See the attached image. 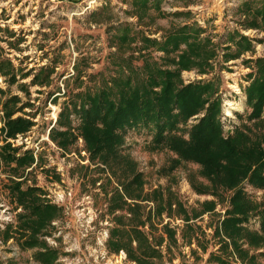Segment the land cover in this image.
<instances>
[{"label":"trees","instance_id":"16d2710c","mask_svg":"<svg viewBox=\"0 0 264 264\" xmlns=\"http://www.w3.org/2000/svg\"><path fill=\"white\" fill-rule=\"evenodd\" d=\"M124 2L128 6L125 13L134 17L139 27H149L156 18L166 15L159 6L161 0ZM107 6L105 3L98 9L102 11ZM98 9L91 11L88 18L105 23L106 46L113 48L105 57L104 70L109 74L100 73L101 79L96 85L74 86L70 96L62 102L48 136L64 151H68L79 136L89 160L107 167L109 176L102 174L100 168L79 166L82 176H87L92 185L103 180L98 186L105 202L104 214L111 221L105 242L107 251L122 250L126 260L133 264H159L160 247L174 244L176 240L175 230L160 224L161 214L179 216L183 221L181 230L188 234L193 232L188 221L212 211L214 206L213 200H203L187 210L169 187L143 190V175L120 148L123 132L143 125L151 133L152 147L167 148L175 155L170 159L168 170L180 162L199 166L198 172L208 185L189 179L195 192L216 198L220 197V192H230L223 216L212 228L216 249L208 252L205 262L258 264L264 257V193L255 200L240 183L264 190V56L244 60L246 65H251L243 88L249 111L245 121L234 125L224 136L218 120L217 75L187 83L180 76L182 70L190 69L207 73L219 63H212L217 56L215 44L207 36H201L203 29L194 22H182L162 30L160 38L156 39L127 22H112L108 19L111 16L95 20ZM236 10L243 16L242 27L264 32V0L256 6L244 0ZM170 15L184 16L187 12L172 11ZM258 41H264V36ZM222 43L221 62L235 59L253 48L250 40L235 30L227 32ZM153 51L161 54L155 58ZM73 68L78 78L80 70L76 63ZM49 72L44 70L39 75V69L32 74L29 83H44ZM0 74L6 76L8 84L15 81L11 63L1 55ZM18 101L15 95L2 101L7 137L25 132L31 125L26 118L12 117L11 107ZM26 105L21 103L17 107L21 109ZM198 113L197 120L185 128L186 120ZM74 119L77 122L72 125ZM182 133H186V137ZM0 162L15 174L31 164L32 156L28 150L16 154V148L3 143ZM52 175L58 179L54 172ZM23 181L10 178L5 183L10 200L19 205L21 211L16 214L15 223H8L2 230V239H13L20 249H32L31 257L39 264H55L58 250L47 247L41 235L50 221L59 216V208L43 199L37 187L22 186ZM112 182L119 188H107ZM196 243L204 252L205 246L198 240Z\"/></svg>","mask_w":264,"mask_h":264},{"label":"rangeland","instance_id":"374dc122","mask_svg":"<svg viewBox=\"0 0 264 264\" xmlns=\"http://www.w3.org/2000/svg\"><path fill=\"white\" fill-rule=\"evenodd\" d=\"M124 1L0 0V55L11 63L15 78L13 83L8 84L6 76L0 74V146L7 143L11 148H16V154L28 150L32 156L31 164L17 170L15 174L0 162V264H39L31 257L32 249H20L13 239L7 241L2 239V230L8 223L14 224L16 214L21 211V207L10 200L5 188V183L10 178L23 179L22 186L27 184L37 187L40 189V196L45 200H47L44 198L45 194L57 188L64 191L70 188L74 198L89 194L93 199L94 208L98 210L99 217L107 215L104 214L105 202L102 190L98 186V183L103 180L100 179L92 185L87 176H82V167H79L85 166L87 169L97 167L103 171L102 174L109 176L105 164L89 160L79 136L68 151L57 147L48 136V131L55 124L62 102L67 100L74 86L79 84L80 88H83V86L96 85L100 82V73L109 74L104 70L105 57L113 48L106 46L105 23L93 22L88 18L91 11L107 3V9L102 11L98 9V15L93 17L95 20L111 16L108 19L112 22H127L134 29L141 28L149 33L150 37L156 39L160 38L162 30L171 25L194 22L203 29L201 36H207L215 44L217 56L212 63L216 61L219 63L207 73H198L194 69L182 70L180 72L182 81L187 83L217 75V93L220 97L218 120L224 136L230 133L234 125L245 121L249 107L244 102L243 88L247 84L246 74L250 71L251 65H246L244 60L264 56V41H258L264 36V32L256 28H244L240 24L243 16L236 8L244 0H161L159 6L166 15L156 18L149 27L135 25V18L125 13L128 6ZM262 1L250 0V4L256 6ZM172 11L187 12V15L173 17L170 15ZM108 12L111 14L107 15ZM232 30L250 40L252 51L242 52L235 59L221 62L224 48L222 42L226 33ZM160 54L159 51L152 52L155 58ZM74 63L80 70L78 78L73 68ZM39 69V75L44 70L50 71L46 81L41 84H30L32 74ZM24 73L26 75L22 76L21 74ZM11 95L19 99L11 107L14 110L12 117L26 118L31 121V125L25 132L7 137L2 101ZM21 103L27 105L18 109L17 106ZM199 116L200 113L190 116L184 127L194 123ZM76 122L74 119L72 125ZM72 131L76 132L74 129ZM182 135L186 137V133ZM150 138L149 129L138 125L123 132V141L120 146L121 150L127 153L135 163L136 170L143 175V190H164L169 187L187 210L197 207L203 200L214 201L212 211L204 212L188 221L193 229V232L188 234L181 230L183 221L179 216L164 212L161 214L160 224L173 228L176 240L174 244L160 247L159 264H212L205 262L208 252L216 249L215 238L211 236L212 228L217 220L222 218L228 205L227 198L230 192H220L219 198L195 192L189 179L208 185L207 180L198 172L199 166L191 162H180L172 170H168L170 159L175 155L167 148L152 147ZM56 167H61V171L55 172ZM53 172L58 179L53 177ZM19 175L20 177H16ZM240 185L255 200H259L264 193L263 189H253L243 181ZM111 186L119 188L114 182L108 184L107 188ZM147 203L151 205L150 202ZM107 217L109 219L108 215ZM56 218L58 216L51 221ZM163 218H167L165 222ZM8 219L10 221H7ZM51 221L41 238L47 247L57 249L46 240V236L54 231ZM60 221L58 224L64 225L66 220ZM254 223L252 222L253 226ZM64 231H68L72 237L75 235L71 229L64 227ZM197 240L205 246L204 252L196 247ZM57 250L56 259L60 254L59 249ZM88 252H91L90 249L79 245L62 256L67 258L70 264L78 258L88 261V264H114L116 258L113 255H117L107 251V257L100 258L97 253L92 252L88 255ZM56 259L54 263L60 264L56 262ZM130 263L124 258L116 264ZM235 264L240 263L236 261ZM258 264H264V257L259 259Z\"/></svg>","mask_w":264,"mask_h":264},{"label":"built area","instance_id":"2783aa9c","mask_svg":"<svg viewBox=\"0 0 264 264\" xmlns=\"http://www.w3.org/2000/svg\"><path fill=\"white\" fill-rule=\"evenodd\" d=\"M60 168L56 167L55 172H60ZM44 198L47 199V202L58 207L60 211L58 218L51 221L54 231L46 236V240L60 251L59 257L56 259L57 263L70 264V261L62 254L72 251L79 245L90 249V253H97L100 258L107 257L105 242L111 222L107 215L99 217L98 210L94 208L93 199L89 194H82L74 198L70 188L66 191L57 188L52 191L49 190ZM64 219L66 220L64 225H59L60 220ZM166 219L163 218V222ZM7 221H10V219ZM175 221L177 222V220ZM64 227L73 230L75 235L72 237L68 231H64ZM90 253L88 252V255ZM113 256L116 258L114 264L125 258L122 250H119L117 255ZM72 264H88V261L78 258Z\"/></svg>","mask_w":264,"mask_h":264}]
</instances>
